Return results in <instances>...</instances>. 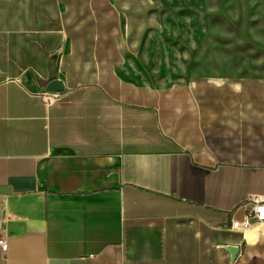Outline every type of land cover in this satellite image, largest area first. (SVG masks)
I'll use <instances>...</instances> for the list:
<instances>
[{
  "label": "crops",
  "instance_id": "obj_1",
  "mask_svg": "<svg viewBox=\"0 0 264 264\" xmlns=\"http://www.w3.org/2000/svg\"><path fill=\"white\" fill-rule=\"evenodd\" d=\"M124 1L0 0V264H264L230 225L264 198V80L155 68Z\"/></svg>",
  "mask_w": 264,
  "mask_h": 264
},
{
  "label": "rangeland",
  "instance_id": "obj_2",
  "mask_svg": "<svg viewBox=\"0 0 264 264\" xmlns=\"http://www.w3.org/2000/svg\"><path fill=\"white\" fill-rule=\"evenodd\" d=\"M121 6L132 12L138 55L170 76L264 80V0H126Z\"/></svg>",
  "mask_w": 264,
  "mask_h": 264
},
{
  "label": "built area",
  "instance_id": "obj_3",
  "mask_svg": "<svg viewBox=\"0 0 264 264\" xmlns=\"http://www.w3.org/2000/svg\"><path fill=\"white\" fill-rule=\"evenodd\" d=\"M59 96V93L44 92L42 99L46 104H51ZM251 206L248 213L242 220H232L231 228L234 230L246 231L255 223L264 224V198H251ZM0 245L4 251L7 250V242L0 236Z\"/></svg>",
  "mask_w": 264,
  "mask_h": 264
},
{
  "label": "water",
  "instance_id": "obj_4",
  "mask_svg": "<svg viewBox=\"0 0 264 264\" xmlns=\"http://www.w3.org/2000/svg\"><path fill=\"white\" fill-rule=\"evenodd\" d=\"M46 91L50 93H63L65 91V84L62 80L52 76L46 86ZM226 249L230 252L232 259L239 253V248L236 246L229 245Z\"/></svg>",
  "mask_w": 264,
  "mask_h": 264
}]
</instances>
